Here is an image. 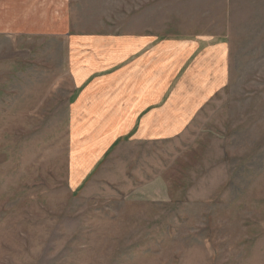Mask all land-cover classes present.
Listing matches in <instances>:
<instances>
[{
    "label": "rangeland",
    "instance_id": "1",
    "mask_svg": "<svg viewBox=\"0 0 264 264\" xmlns=\"http://www.w3.org/2000/svg\"><path fill=\"white\" fill-rule=\"evenodd\" d=\"M71 17L217 35L230 80L180 136L117 140L76 182L65 36L0 34V264H264V0H71Z\"/></svg>",
    "mask_w": 264,
    "mask_h": 264
},
{
    "label": "crops",
    "instance_id": "2",
    "mask_svg": "<svg viewBox=\"0 0 264 264\" xmlns=\"http://www.w3.org/2000/svg\"><path fill=\"white\" fill-rule=\"evenodd\" d=\"M72 25L71 0H0V34L65 36L68 42L72 94H78L71 148L73 157L91 159L79 168L82 174H71L76 182L117 140L180 136L230 80V46L217 35L111 37L73 34Z\"/></svg>",
    "mask_w": 264,
    "mask_h": 264
}]
</instances>
